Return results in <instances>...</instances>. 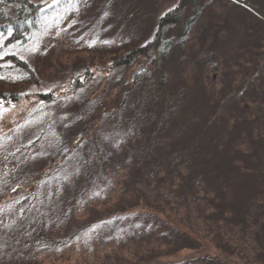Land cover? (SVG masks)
<instances>
[{"label": "rangeland", "instance_id": "374dc122", "mask_svg": "<svg viewBox=\"0 0 264 264\" xmlns=\"http://www.w3.org/2000/svg\"><path fill=\"white\" fill-rule=\"evenodd\" d=\"M31 1L46 7L38 35L24 46H6L4 39L0 40V55L14 52L30 63L38 78L37 83H0V90L23 95L18 104L0 101L3 103L0 108V153L9 148L11 140L33 145L24 157L23 173L13 179L14 183L22 180L29 183L9 191L7 198L13 191L30 190L36 183L37 174L59 162L80 138H86L93 148L94 144H99L100 160L107 177L101 180L103 187L100 190L103 191L96 187L94 193L91 189L89 200H83L79 205L82 213L77 221L86 219L84 216L91 219L103 216L110 221L111 217L122 215L123 208L135 212L157 210L154 212L160 218L197 238L201 247L174 252L184 241L166 228L158 229L151 218L136 214L90 227L63 248L44 247L38 252H18L1 246V238L17 218L15 206L0 218V264H126L143 250L159 257L156 264L169 261L171 257L172 260H184L183 264H207L206 254L226 259L212 240L219 239L222 234L227 237L224 240L229 239V228L215 223L210 217L211 211H205L208 207L202 194H196L199 198H194L195 195L185 193L183 176L188 174L187 165L173 157L168 158L164 144L159 140L154 151L163 163L162 168L156 175L153 170L146 169L142 177L136 171L134 151L143 143L151 123H145L138 116L146 110L148 103L140 98L143 87L135 82L133 73L143 72L150 66L148 61L139 59L130 69L112 67L114 57L147 43L160 18L178 6L180 0ZM196 7L200 14L192 21L184 44L175 46L169 57L162 61L163 72L155 70L153 81L173 85L180 80L186 81L185 98L173 112L176 119L188 112L190 98L195 99L204 90L210 98L213 92L222 98L230 92L228 98L238 95L237 101L249 100V109L242 110L243 105L237 107L227 97L223 98L227 100L225 106L230 108L229 118L232 110L231 125L240 122L236 118L240 114L246 113L253 119L254 108L260 114L264 109V22L231 0H197L196 6L186 10L185 20L195 14ZM184 28L185 23L171 26L166 35H182ZM258 58L263 66L262 74L255 77L251 89L244 91L253 77ZM75 79L83 85L80 90L72 88ZM41 93H52L54 98L50 103L41 102L38 100ZM254 99L255 103L252 102ZM116 116L119 121V117L133 119L134 125L123 123L111 128L109 120ZM82 151L84 148L78 147L76 155L81 157ZM95 156L94 162H97ZM3 157H0V166H7ZM3 177L5 174L0 173V180ZM80 179L79 172L72 170L44 187L43 206L50 211L45 216L43 229L50 238L69 240L82 227L74 218L65 221L53 215L59 210L61 195L65 198L70 194L72 183ZM4 190L0 187V196ZM230 196L231 192L226 190L217 197L220 202L229 200ZM92 200L96 203H91ZM91 205L94 209L87 210ZM159 209L163 211L159 212ZM253 238L263 236L254 234ZM173 252V256L162 258ZM255 256L256 252L251 264H264L256 262ZM192 258L194 260L190 261Z\"/></svg>", "mask_w": 264, "mask_h": 264}, {"label": "trees", "instance_id": "16d2710c", "mask_svg": "<svg viewBox=\"0 0 264 264\" xmlns=\"http://www.w3.org/2000/svg\"><path fill=\"white\" fill-rule=\"evenodd\" d=\"M231 1L256 19L264 22V19L245 6L234 0ZM196 3L197 0H180L178 6L167 11L160 18L147 43L112 59V67L115 68L130 69L139 59L147 60L150 65L143 72L135 71L133 73L135 82H138V86L143 87L140 98L148 103L146 110L139 112L138 116L145 123H151V128L144 135L143 143L134 151L137 156L135 168L141 177L144 176L143 171L146 169L153 170L156 175L163 165L154 151L155 145L160 140L164 144L168 158L173 157L188 167V174L183 176L185 193L195 195L194 198H199L196 194H202V200L204 199L208 207V209L205 208V211H211L210 217L214 218L215 223H222L221 225L224 224L229 228V239L224 240L227 237L222 234L219 235L221 239L212 240L221 250L219 252L226 255V259L206 254L204 256H206L207 264H251L255 252L256 262L264 263V109L260 114L254 108L253 119L246 113L240 114L236 116L240 122L236 121L231 125L232 110L229 118L230 108L225 106L227 100L234 102L237 107L243 105L242 110L249 109V100L237 101V94V98L235 96L228 98L230 92L223 97H227L226 101L221 95L216 96L214 92L211 93V100L204 90L195 99L190 98L188 112L182 118L176 119L173 112L175 113V109L185 98L188 90L186 81L180 80L174 85L163 83V81L158 83L153 81L154 72L158 73L159 69L160 72H163L162 61L169 57L175 46L184 44L192 21L196 20L200 14L196 7L195 14L185 20V12L189 7L196 6ZM45 13L46 7L40 2L4 0L3 3H0V34H3L0 36V40L4 39L6 46L10 44L28 45L42 29ZM181 23H185L182 35L173 37L166 35L169 27ZM9 29L12 30L11 35L8 34ZM260 62L261 59H256V66L252 72L253 77L244 91L251 89L255 77L262 74L263 66L260 65ZM37 81L36 72L28 61L14 52L0 55V83L15 85L37 83ZM72 84L74 91L80 90L83 86L79 79L73 80ZM39 98L38 100L41 102L50 103L54 94L41 93ZM22 99L23 95L19 92L0 90V101L18 104ZM255 101L256 99L252 102L255 103ZM119 119L121 121L116 116L109 120L111 128L126 123L128 124L126 126L134 125L133 119L122 120L121 117ZM255 123H259V125ZM11 142L9 148L0 153V157L4 156L2 159L7 165L0 166V173L5 174V177L0 180V187L6 189L0 196L2 199L0 201V218L15 206H17L18 215L7 228L6 235L1 238L2 248H14L18 252H38L44 247L63 248L74 241H70L71 239H77L76 237L90 227H95L105 221L126 219L136 214L143 218H151L156 222L155 225L158 229L166 228L181 238L184 242L179 250L174 252L178 253L185 249L197 250L201 247V242L197 238L160 218L156 213L157 210H154L156 212L149 210L135 212L132 209L123 208L122 215L111 217L110 221L108 220L110 218H103V216L96 219L84 216L86 219L77 221L82 213L79 205L83 200H89L91 189L94 190V193L97 190L96 187L99 190L102 189L100 188L103 187L101 180L105 179V176L107 177L103 172L100 160L102 155L99 144L93 143V148V146H89L86 138H80L79 142L74 143V148L70 152H65L60 157L59 162H54L43 173L37 174L35 176L36 183L30 190L26 192L23 190L13 191L7 198L9 191L29 183L28 180L14 183L13 179L23 173L24 157L33 147L32 143L18 144L13 140ZM78 147L84 148L81 157L76 155ZM94 156L97 158V162H94ZM72 170L78 171L81 179L77 183H72L70 194L65 195V198L64 195H61L59 210L53 215L59 217V220L65 221L74 218L82 227L76 230L74 238L55 240L50 238L43 229L45 216L50 211L44 209L43 191L44 187L51 184V180L68 174ZM226 190L231 192V198L228 197L229 200L219 202L218 194H225ZM237 192L239 195L236 194ZM91 203H96V201L92 200ZM91 207L92 205L87 210L94 209ZM162 211L159 209V212ZM254 234L258 237L263 236V238H253ZM236 235H240V237ZM174 252L164 255L162 258L171 257L175 254ZM153 255V252L149 253L143 250L138 256L129 259L126 264H156L159 257ZM193 260L194 258L190 259V261ZM183 261L172 260L171 257V260L160 264H183Z\"/></svg>", "mask_w": 264, "mask_h": 264}, {"label": "water", "instance_id": "95a60500", "mask_svg": "<svg viewBox=\"0 0 264 264\" xmlns=\"http://www.w3.org/2000/svg\"><path fill=\"white\" fill-rule=\"evenodd\" d=\"M264 19V0H234Z\"/></svg>", "mask_w": 264, "mask_h": 264}, {"label": "snow or ice", "instance_id": "6c2138e0", "mask_svg": "<svg viewBox=\"0 0 264 264\" xmlns=\"http://www.w3.org/2000/svg\"><path fill=\"white\" fill-rule=\"evenodd\" d=\"M4 2V0H0V3H3ZM11 33H12V30L11 29H9V32H8V34L9 35H11ZM3 34H0V36H2ZM3 107V103L2 102H0V108H2Z\"/></svg>", "mask_w": 264, "mask_h": 264}]
</instances>
